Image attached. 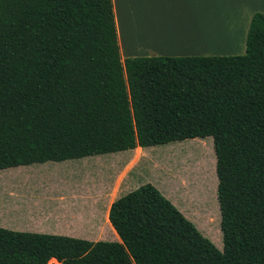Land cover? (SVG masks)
Here are the masks:
<instances>
[{
	"label": "trees",
	"instance_id": "obj_1",
	"mask_svg": "<svg viewBox=\"0 0 264 264\" xmlns=\"http://www.w3.org/2000/svg\"><path fill=\"white\" fill-rule=\"evenodd\" d=\"M206 136L221 250L146 182L110 204L119 240L0 226V264H264V14L243 54L122 60L112 0H0V169Z\"/></svg>",
	"mask_w": 264,
	"mask_h": 264
},
{
	"label": "rangeland",
	"instance_id": "obj_2",
	"mask_svg": "<svg viewBox=\"0 0 264 264\" xmlns=\"http://www.w3.org/2000/svg\"><path fill=\"white\" fill-rule=\"evenodd\" d=\"M146 182L155 185L204 236L222 249L216 156L211 136L0 169V226L119 240L108 220L107 208L117 197ZM209 209L216 213L213 228L205 224ZM72 214L76 217L71 221L67 217L57 223L59 215ZM50 264L59 262L50 259Z\"/></svg>",
	"mask_w": 264,
	"mask_h": 264
},
{
	"label": "crops",
	"instance_id": "obj_3",
	"mask_svg": "<svg viewBox=\"0 0 264 264\" xmlns=\"http://www.w3.org/2000/svg\"><path fill=\"white\" fill-rule=\"evenodd\" d=\"M112 4L122 60L129 56L243 54L252 15L256 11L264 14V0H112ZM75 217L59 215L57 223Z\"/></svg>",
	"mask_w": 264,
	"mask_h": 264
},
{
	"label": "built area",
	"instance_id": "obj_4",
	"mask_svg": "<svg viewBox=\"0 0 264 264\" xmlns=\"http://www.w3.org/2000/svg\"><path fill=\"white\" fill-rule=\"evenodd\" d=\"M52 259H54V258H52ZM49 264H50V261H49Z\"/></svg>",
	"mask_w": 264,
	"mask_h": 264
}]
</instances>
